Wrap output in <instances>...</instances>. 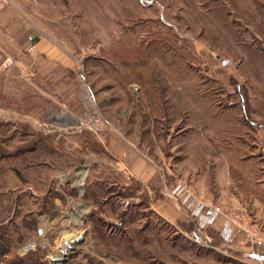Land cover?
Listing matches in <instances>:
<instances>
[{
    "label": "rangeland",
    "instance_id": "1",
    "mask_svg": "<svg viewBox=\"0 0 264 264\" xmlns=\"http://www.w3.org/2000/svg\"><path fill=\"white\" fill-rule=\"evenodd\" d=\"M28 1L47 43L0 42V264H264V0Z\"/></svg>",
    "mask_w": 264,
    "mask_h": 264
},
{
    "label": "crops",
    "instance_id": "2",
    "mask_svg": "<svg viewBox=\"0 0 264 264\" xmlns=\"http://www.w3.org/2000/svg\"><path fill=\"white\" fill-rule=\"evenodd\" d=\"M30 5L28 0H7L0 8L1 43L17 50L21 49V45L31 42H34L36 46L47 43V40H44L47 36H45L46 31L43 25L33 22L35 19L30 13ZM21 56L24 60L28 58V55Z\"/></svg>",
    "mask_w": 264,
    "mask_h": 264
},
{
    "label": "built area",
    "instance_id": "3",
    "mask_svg": "<svg viewBox=\"0 0 264 264\" xmlns=\"http://www.w3.org/2000/svg\"><path fill=\"white\" fill-rule=\"evenodd\" d=\"M7 2V0H0V8H2L5 3ZM2 33V28L0 26V34ZM34 46H31L30 49H32ZM13 57L11 55H7V57H5L4 61H3V66L5 67H10V65H12L13 63ZM97 122L99 121L98 118H96L95 120H93V122ZM218 209V207H217ZM212 213V212H210ZM227 216V219L229 220H233L235 222H237V224L240 226V229L241 231L243 232V230L247 231V232H251L249 231L247 228L245 229V225L242 224L240 222V215H234L233 213H230V214H226ZM208 218H209V215H208ZM37 236L35 238H32L30 239L29 241H27L23 246H22V249L23 251H30V250H34L35 248H37V246L42 242V239L45 237V232H44V227H38L37 229ZM252 234V232H251Z\"/></svg>",
    "mask_w": 264,
    "mask_h": 264
},
{
    "label": "bare ground",
    "instance_id": "4",
    "mask_svg": "<svg viewBox=\"0 0 264 264\" xmlns=\"http://www.w3.org/2000/svg\"><path fill=\"white\" fill-rule=\"evenodd\" d=\"M81 180H82V177L79 178V181H81ZM74 241H75V239L68 238L65 242H63L62 251L72 250V248L74 246Z\"/></svg>",
    "mask_w": 264,
    "mask_h": 264
},
{
    "label": "trees",
    "instance_id": "5",
    "mask_svg": "<svg viewBox=\"0 0 264 264\" xmlns=\"http://www.w3.org/2000/svg\"><path fill=\"white\" fill-rule=\"evenodd\" d=\"M240 89H241V85H239V89L238 90L240 91Z\"/></svg>",
    "mask_w": 264,
    "mask_h": 264
}]
</instances>
